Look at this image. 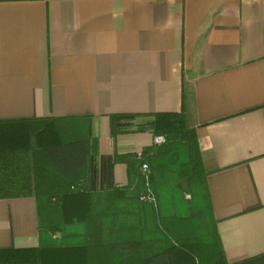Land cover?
I'll return each mask as SVG.
<instances>
[{"label":"crops","instance_id":"0c3cea01","mask_svg":"<svg viewBox=\"0 0 264 264\" xmlns=\"http://www.w3.org/2000/svg\"><path fill=\"white\" fill-rule=\"evenodd\" d=\"M183 109L227 263L264 255V0H0V122L90 118L112 155L153 136L113 142L110 115ZM106 218L122 236L123 213ZM38 247L35 200H0V250ZM108 254L92 263L123 264Z\"/></svg>","mask_w":264,"mask_h":264},{"label":"trees","instance_id":"16d2710c","mask_svg":"<svg viewBox=\"0 0 264 264\" xmlns=\"http://www.w3.org/2000/svg\"><path fill=\"white\" fill-rule=\"evenodd\" d=\"M109 121L113 142L150 133L165 144L100 155L90 118L0 122V200L33 198L39 235L38 248L0 250V264H93L108 253L123 264H228L184 109L115 114ZM117 165L126 168L124 188L115 184ZM116 212L124 221L123 235L115 238L104 226ZM116 243L129 251L116 252ZM238 264H264V255Z\"/></svg>","mask_w":264,"mask_h":264},{"label":"built area","instance_id":"2783aa9c","mask_svg":"<svg viewBox=\"0 0 264 264\" xmlns=\"http://www.w3.org/2000/svg\"><path fill=\"white\" fill-rule=\"evenodd\" d=\"M163 144H165V138L164 137H153V146L155 147H159V146H162ZM142 171L144 173L147 172V166L146 165H143L142 166ZM142 201H145V202H153V198H150V197H143L141 198Z\"/></svg>","mask_w":264,"mask_h":264}]
</instances>
